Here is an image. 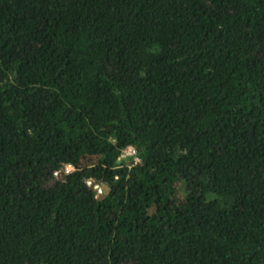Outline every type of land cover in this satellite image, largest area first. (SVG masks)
<instances>
[{
  "label": "trees",
  "instance_id": "obj_1",
  "mask_svg": "<svg viewBox=\"0 0 264 264\" xmlns=\"http://www.w3.org/2000/svg\"><path fill=\"white\" fill-rule=\"evenodd\" d=\"M0 264H264V0H0Z\"/></svg>",
  "mask_w": 264,
  "mask_h": 264
},
{
  "label": "built area",
  "instance_id": "obj_2",
  "mask_svg": "<svg viewBox=\"0 0 264 264\" xmlns=\"http://www.w3.org/2000/svg\"><path fill=\"white\" fill-rule=\"evenodd\" d=\"M137 151L134 147L129 146L123 150V156H133L134 157V164L140 162V157L136 155ZM59 174V173H57Z\"/></svg>",
  "mask_w": 264,
  "mask_h": 264
},
{
  "label": "water",
  "instance_id": "obj_3",
  "mask_svg": "<svg viewBox=\"0 0 264 264\" xmlns=\"http://www.w3.org/2000/svg\"><path fill=\"white\" fill-rule=\"evenodd\" d=\"M59 174L62 176V177H65V174H63L62 172H59ZM58 174V175H59ZM95 183L94 184H92L91 186H92V188H95ZM103 191H104V193H107L108 191H109V188H108V186L107 185H104L103 186ZM103 197V194H100L99 195V198H102Z\"/></svg>",
  "mask_w": 264,
  "mask_h": 264
},
{
  "label": "rangeland",
  "instance_id": "obj_4",
  "mask_svg": "<svg viewBox=\"0 0 264 264\" xmlns=\"http://www.w3.org/2000/svg\"><path fill=\"white\" fill-rule=\"evenodd\" d=\"M102 189H103L102 186L97 187V192L99 193V192L103 191ZM184 193H185V189H184V187L182 186V187H181V194L183 195Z\"/></svg>",
  "mask_w": 264,
  "mask_h": 264
},
{
  "label": "clouds",
  "instance_id": "obj_5",
  "mask_svg": "<svg viewBox=\"0 0 264 264\" xmlns=\"http://www.w3.org/2000/svg\"><path fill=\"white\" fill-rule=\"evenodd\" d=\"M91 185H92V184H91ZM97 187H98V185L96 184V185H95V189H97ZM99 194H102V191L99 192Z\"/></svg>",
  "mask_w": 264,
  "mask_h": 264
}]
</instances>
